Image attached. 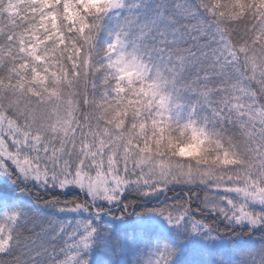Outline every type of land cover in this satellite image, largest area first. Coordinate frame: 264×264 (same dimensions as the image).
Listing matches in <instances>:
<instances>
[{"label":"snow or ice","instance_id":"6c2138e0","mask_svg":"<svg viewBox=\"0 0 264 264\" xmlns=\"http://www.w3.org/2000/svg\"><path fill=\"white\" fill-rule=\"evenodd\" d=\"M0 264H264V0H0Z\"/></svg>","mask_w":264,"mask_h":264}]
</instances>
